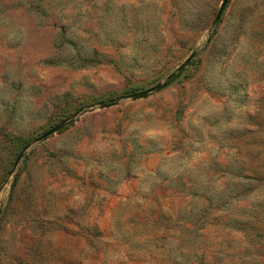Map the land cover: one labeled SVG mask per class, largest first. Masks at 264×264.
Instances as JSON below:
<instances>
[{
  "label": "rangeland",
  "instance_id": "rangeland-1",
  "mask_svg": "<svg viewBox=\"0 0 264 264\" xmlns=\"http://www.w3.org/2000/svg\"><path fill=\"white\" fill-rule=\"evenodd\" d=\"M222 2L0 0V264H264V0Z\"/></svg>",
  "mask_w": 264,
  "mask_h": 264
},
{
  "label": "water",
  "instance_id": "water-1",
  "mask_svg": "<svg viewBox=\"0 0 264 264\" xmlns=\"http://www.w3.org/2000/svg\"><path fill=\"white\" fill-rule=\"evenodd\" d=\"M229 3V0H223L222 4H221V7L217 13V16L215 18V21L212 25V28L213 29L216 24L220 21L221 19V16L225 10V8L227 7ZM192 58L193 57H190L182 66H180L177 71L173 74H171L170 76L167 77L166 81L157 85L153 91H161L166 85L168 82H170L172 79L175 78V76L184 71L190 64H191V61H192ZM146 96V95H145ZM107 107H111V106H107ZM75 120H76V116H74L73 118L69 119V120H66L64 122H62L61 124H59L58 126H56L55 128L51 129L50 131H48L47 133L43 134L42 136H40L39 138H37L33 143H30L26 146V148L24 149V151L20 154V156L18 157L16 163H15V166L12 170V173H14V171L17 169L20 161L23 159L24 155L26 154V152L31 149L35 144H38V143H41L45 140H47L48 138H50L51 136L55 135V134H58L59 132H61L62 130H64L65 128L71 126L73 123H75Z\"/></svg>",
  "mask_w": 264,
  "mask_h": 264
},
{
  "label": "trees",
  "instance_id": "trees-1",
  "mask_svg": "<svg viewBox=\"0 0 264 264\" xmlns=\"http://www.w3.org/2000/svg\"><path fill=\"white\" fill-rule=\"evenodd\" d=\"M226 9V8H225ZM225 11V10H224ZM223 15V14H222ZM178 77V76H177ZM172 81V80H171ZM170 83V82H169ZM168 83V84H169ZM145 95H147V92H142V93H136L135 91H133L132 92V97H134V98H142V97H144ZM113 102V101H112ZM112 102H110V103H112ZM114 104V103H113ZM113 104H108L107 102H104V101H102L101 103H100V105H101V107H103V108H105V107H107V106H112ZM68 128H66V130H67Z\"/></svg>",
  "mask_w": 264,
  "mask_h": 264
}]
</instances>
